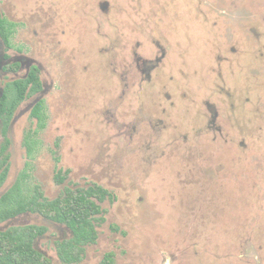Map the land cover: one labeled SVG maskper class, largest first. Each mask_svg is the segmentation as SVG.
<instances>
[{
  "label": "rangeland",
  "instance_id": "obj_1",
  "mask_svg": "<svg viewBox=\"0 0 264 264\" xmlns=\"http://www.w3.org/2000/svg\"><path fill=\"white\" fill-rule=\"evenodd\" d=\"M0 13L19 23L0 54L20 50L43 82L0 135V196L23 170L48 200L112 192L77 264H264V0H0ZM156 58L149 77L136 68ZM24 73L0 70V86ZM26 225L46 228L34 247L62 264L55 244L70 231L36 213L0 231Z\"/></svg>",
  "mask_w": 264,
  "mask_h": 264
},
{
  "label": "trees",
  "instance_id": "obj_2",
  "mask_svg": "<svg viewBox=\"0 0 264 264\" xmlns=\"http://www.w3.org/2000/svg\"><path fill=\"white\" fill-rule=\"evenodd\" d=\"M15 24L0 14V40L5 46L10 39ZM39 72L31 68L26 78L13 81L0 88V120L5 134L9 120L17 106L41 90ZM31 117L37 120L39 129L44 127L45 107L42 101L35 104ZM36 131L25 135L24 145L27 156L32 158V149L36 145ZM6 145L0 149V186L7 176ZM6 165V167H5ZM68 175L67 170L56 169L54 182L63 185ZM29 174L23 170L14 184L0 197V223L22 213H36L45 219L65 226L71 233L69 239L58 241L56 254L62 264H77L81 261L85 247L96 242V223L103 221L104 202L113 203L115 196L100 185L92 183L86 188L64 187L54 199L48 200L38 186H33L32 193L27 190ZM46 232V228L27 225L11 227L0 231V264H51V259L35 249L36 239ZM102 264H114L112 253L104 255Z\"/></svg>",
  "mask_w": 264,
  "mask_h": 264
},
{
  "label": "flooded vegetation",
  "instance_id": "obj_3",
  "mask_svg": "<svg viewBox=\"0 0 264 264\" xmlns=\"http://www.w3.org/2000/svg\"><path fill=\"white\" fill-rule=\"evenodd\" d=\"M102 6L105 7L104 11H107L106 10V6L107 4L106 3H102ZM1 14V13H0ZM2 16V14H1ZM3 17V16H2ZM5 18V17H3ZM6 19V18H5ZM8 20V19H7ZM9 22L15 24V30L11 36V39H10V45L9 46H5L1 40V44L6 48V49H12L13 48V44H12V39L14 37V34L17 30V27L19 25V23H15L13 21H10L8 20ZM21 51L20 50H17V55L13 56V57H10L9 55H1L0 54V70L5 73V74H12V75H15L18 73V71L21 69V68H24L25 69V73L22 77H18L17 79L15 80H12V81H9V82H5L3 86H5L6 84L8 83H11L13 81H16V80H19V79H23V78H26L27 75L29 74V71L31 68H36L38 69V72H39V80L41 82V90L37 93L39 94L42 90H43V82L40 78V68L36 65V63H34L32 60L28 59L27 57H25L24 55H22V53H20ZM6 61H9V63H7ZM161 59L160 58H156L154 60H146V59H136L135 60V63H136V68L138 69V71L140 72V69H141V73H143L144 75H146L147 77H149L150 73L152 72V70H154L160 63ZM2 62H6L5 64H3ZM2 86V87H3ZM0 86V88H2ZM35 94V95H37ZM34 96V95H33ZM32 97V96H31ZM29 97V98H31ZM29 98H27L26 100H28ZM24 100V101H26ZM23 101V102H24ZM39 101H42L44 103V100L43 99H37L34 103H32V105L30 106V110H29V116H31V112H32V109L34 108L35 104ZM21 104V103H20ZM19 104V105H20ZM18 105V106H19ZM17 106V108H18ZM45 107V106H44ZM16 108V109H17ZM16 111V110H15ZM15 113V112H14ZM14 114L13 116L11 117V119L9 120L8 122V125L6 127V131H5V134H3V131H2V123H1V120H0V135L4 137L3 140L6 141V139H8L9 135H10V132H11V128H12V124H13V121H14ZM32 118V117H31ZM35 119V118H33ZM36 120V119H35ZM37 121V120H36ZM0 149H1V145H0ZM6 151H7V147H6ZM6 151H5V155H6ZM6 165H7V161H6ZM5 165V167H6ZM7 172H8V167H7ZM1 187V186H0ZM9 190V189H8ZM7 190V191H8ZM42 193V192H41ZM4 194V193H3ZM2 194V195H3ZM1 195V196H2ZM0 196V197H1ZM44 196V195H43ZM47 199V198H46ZM25 213H30V212H25ZM25 213H22V214H25ZM33 214V213H32ZM21 215V214H20ZM19 216V215H18ZM17 217V216H16ZM15 218V217H13ZM13 218H10L8 220H11ZM6 220V221H8ZM5 222V221H4ZM3 223V222H2ZM27 226V225H26ZM19 227H22V226H19Z\"/></svg>",
  "mask_w": 264,
  "mask_h": 264
}]
</instances>
